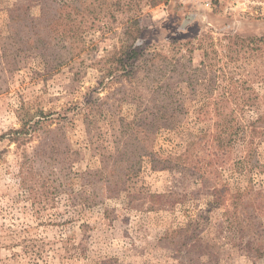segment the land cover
Returning <instances> with one entry per match:
<instances>
[{"label": "rangeland", "instance_id": "374dc122", "mask_svg": "<svg viewBox=\"0 0 264 264\" xmlns=\"http://www.w3.org/2000/svg\"><path fill=\"white\" fill-rule=\"evenodd\" d=\"M152 1L0 0V264H264V0Z\"/></svg>", "mask_w": 264, "mask_h": 264}, {"label": "trees", "instance_id": "16d2710c", "mask_svg": "<svg viewBox=\"0 0 264 264\" xmlns=\"http://www.w3.org/2000/svg\"><path fill=\"white\" fill-rule=\"evenodd\" d=\"M104 1V0H103ZM155 0H153L151 3H150V6L151 7H154L155 6V3L157 2V0L154 2ZM164 2V3H167V0H160V2ZM159 2V3H160ZM138 33V32H137ZM131 39V38H130ZM127 41H130L129 40V38L127 39ZM134 41H136V40H134V39H131V42H130V44H129V46H128V48L127 49H129V53L132 55V56H137V52H136V50H135V47H134ZM137 42V41H136ZM135 42V43H136ZM27 132L25 131V129L23 128V129H21V130H17V131H14V133H13V135H14V137L13 138H10V140H12V141H17L18 139H19V136L21 135V134H23V135H25ZM34 155H35V153H34ZM32 163H30L29 165L26 163V166H27V168L25 169V170H23V172L21 173V179H22V183L23 184H26V182L28 181L29 182V180H27L28 179V177H27V174L29 175V174H31V176H32V170L34 169L33 167L35 166V162H34V158L32 159ZM117 169H119V171H121V169L120 168H118L117 167ZM105 170H104V168H103V172H104ZM118 171V172H119ZM103 172H96V174H97V176H98V178H104V174H103ZM92 196L93 197H95V199H96V196L92 193ZM155 197V196H154Z\"/></svg>", "mask_w": 264, "mask_h": 264}]
</instances>
